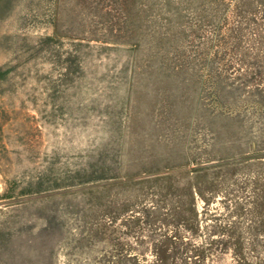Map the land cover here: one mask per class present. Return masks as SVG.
I'll use <instances>...</instances> for the list:
<instances>
[{
  "label": "rangeland",
  "instance_id": "374dc122",
  "mask_svg": "<svg viewBox=\"0 0 264 264\" xmlns=\"http://www.w3.org/2000/svg\"><path fill=\"white\" fill-rule=\"evenodd\" d=\"M0 264H264V0H0Z\"/></svg>",
  "mask_w": 264,
  "mask_h": 264
}]
</instances>
